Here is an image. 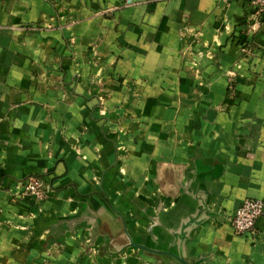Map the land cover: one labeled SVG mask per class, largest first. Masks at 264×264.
I'll list each match as a JSON object with an SVG mask.
<instances>
[{
	"label": "crops",
	"instance_id": "crops-1",
	"mask_svg": "<svg viewBox=\"0 0 264 264\" xmlns=\"http://www.w3.org/2000/svg\"><path fill=\"white\" fill-rule=\"evenodd\" d=\"M248 2L0 0V264H179L113 256L127 237L105 198L132 202L118 212L150 247L264 264V215L254 234L228 220L264 199V18L249 29ZM45 169L47 196L21 195L19 180ZM110 170L106 193L91 178Z\"/></svg>",
	"mask_w": 264,
	"mask_h": 264
},
{
	"label": "built area",
	"instance_id": "built-area-1",
	"mask_svg": "<svg viewBox=\"0 0 264 264\" xmlns=\"http://www.w3.org/2000/svg\"><path fill=\"white\" fill-rule=\"evenodd\" d=\"M249 13L247 22L249 29L254 28L264 18V0H249ZM244 50L250 47L249 42L241 33L235 35ZM247 52V51H244ZM21 195L29 196L35 200H43L47 196L44 181L41 178L30 176L21 183ZM264 215V199L244 198L232 211L228 220L237 235L254 234L256 219Z\"/></svg>",
	"mask_w": 264,
	"mask_h": 264
},
{
	"label": "water",
	"instance_id": "water-1",
	"mask_svg": "<svg viewBox=\"0 0 264 264\" xmlns=\"http://www.w3.org/2000/svg\"><path fill=\"white\" fill-rule=\"evenodd\" d=\"M47 172H48V170L45 169L43 171L42 175H26L25 177H22L18 183H23L25 181V179H27L30 176H35V177L41 178L44 181V183L46 184V190L49 191L51 189L50 183L48 181H45L42 178L43 175H47ZM91 180H92V178H91ZM101 191H103V189ZM105 203H106L108 209L112 213H115V214L118 213L120 215V218L123 221V225H124L123 231L127 237V243H126L125 247L111 252V254L113 256H118V255L129 256L130 254L134 253L136 250H141V251H145L147 253H152L154 255L169 256L170 258L174 259L179 264H199L200 263L201 259H196V261L189 260L187 258V256L185 255V253L179 249H178V252H173L171 249H169V246H167V248H165V249H158L155 247H150L141 241H136L132 235V232H131L132 230L130 229L131 231L129 232V229L127 228V224H126V219L127 218L132 219L133 213L129 214V212L127 210L125 213H127L128 216H124V215H122L121 212H118V209H117L118 205H115L114 203H112L111 199L105 198ZM71 219H75V218L72 216ZM191 223H192V228H193L199 224V221L196 220V221L191 222ZM137 225L139 226L140 229H142V232L137 231L135 234H140V235L148 234L149 231H148V229H146V227L145 228L142 227V225L139 223H137ZM188 234L186 236H184L183 239H181V241H183V243L188 238ZM84 247L87 251L91 250L95 253H99V251H100L99 247L94 244V239L89 235H87L85 237Z\"/></svg>",
	"mask_w": 264,
	"mask_h": 264
},
{
	"label": "rangeland",
	"instance_id": "rangeland-1",
	"mask_svg": "<svg viewBox=\"0 0 264 264\" xmlns=\"http://www.w3.org/2000/svg\"><path fill=\"white\" fill-rule=\"evenodd\" d=\"M95 67L98 66V64H94ZM92 79H93V83L95 84V86H93V89H92V93L89 94L90 97H92L94 99V107H93V114H94V118L95 119H99V117H101L100 115H105L106 114V107L104 106V100H105V97L103 95V91H102V88L100 87V77H99V74H98V69L96 71H94V73L92 74ZM124 107V106H130L129 105H121V107ZM122 107V108H123ZM117 107L113 108L112 110L109 109L110 111H115ZM127 111V110H126ZM105 117V116H104ZM114 119H116V117H114ZM115 122H118L117 120H114V123ZM112 129V128H111ZM113 131H115V129L113 128L112 129ZM116 135H114L115 137ZM128 136V132L125 133V137L127 138ZM110 137V136H109ZM112 138L110 137V141L112 143H114L115 147H116V143L114 141L111 140ZM122 145V143H121ZM123 146V145H122ZM120 146V147H122ZM124 148V147H122ZM121 148V149H122ZM123 150V149H122ZM127 155V152L125 153V156ZM112 170L110 171H107L108 174H100V172H98V174H95L93 177H92V182L95 183V185L97 186H100L101 187V190L103 189V182H104V189L106 193H111L112 191L115 192L116 191V185H112L111 184V179L114 180L115 182L117 180H115L114 177H112L111 175H114V174H110ZM121 176H126V172H124V175L120 174ZM127 182V181H126ZM148 182V181H147ZM132 184L128 185V188L130 189ZM127 191V189H126ZM112 192V193H113ZM111 202L114 203L115 205H121V207H124L126 208V204L128 205H132V202H129L128 199H124L122 200L120 203H118V201L116 199H111Z\"/></svg>",
	"mask_w": 264,
	"mask_h": 264
}]
</instances>
